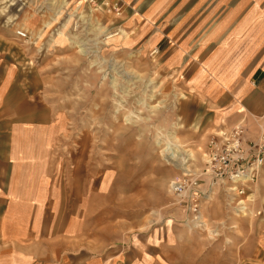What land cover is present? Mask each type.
<instances>
[{"label":"rangeland","instance_id":"1","mask_svg":"<svg viewBox=\"0 0 264 264\" xmlns=\"http://www.w3.org/2000/svg\"><path fill=\"white\" fill-rule=\"evenodd\" d=\"M198 2L157 1L143 17L127 2L0 0V56L37 74L60 122L48 166L77 193L86 184L88 239L111 264H241L262 222L256 187L245 215L214 187L202 227L172 188L184 172L199 176L219 121L203 91L222 65L206 68L205 37L239 5L228 25L248 10L250 31L264 21V0Z\"/></svg>","mask_w":264,"mask_h":264},{"label":"crops","instance_id":"2","mask_svg":"<svg viewBox=\"0 0 264 264\" xmlns=\"http://www.w3.org/2000/svg\"><path fill=\"white\" fill-rule=\"evenodd\" d=\"M107 1L127 2L135 14L147 17L157 1L175 9L170 2L182 8L192 0ZM198 1L192 9H199ZM240 6L227 11V23L212 35L220 20L204 39L206 47L213 44L205 56L206 68L222 67L203 93L213 103L217 129L242 121L253 135L257 124H264V21L250 31L253 13L248 10L228 25ZM233 49L237 51L230 56ZM36 75L9 68L7 56H0V264H111L96 255L88 239L86 184L84 192L77 193L60 180L64 172L48 166L60 122ZM255 187L262 222L250 239V249L241 251V264H264V165Z\"/></svg>","mask_w":264,"mask_h":264},{"label":"built area","instance_id":"3","mask_svg":"<svg viewBox=\"0 0 264 264\" xmlns=\"http://www.w3.org/2000/svg\"><path fill=\"white\" fill-rule=\"evenodd\" d=\"M17 35L27 36L24 31H17ZM202 154L199 176L184 172L172 183L178 196H187L184 207L191 212L192 221L199 220L209 188H222L233 208L246 209L264 165V124L258 123L253 135L248 134L242 121L219 128L208 137ZM201 177L208 183L207 190L200 187Z\"/></svg>","mask_w":264,"mask_h":264},{"label":"bare ground","instance_id":"4","mask_svg":"<svg viewBox=\"0 0 264 264\" xmlns=\"http://www.w3.org/2000/svg\"><path fill=\"white\" fill-rule=\"evenodd\" d=\"M175 152H176L177 154H179V151L177 150V148H176ZM187 159H189V158H187ZM182 160H183V159H182ZM184 160H185V159H184ZM213 193H214L213 188H209V190L207 191V193H206V195H205V198H207L208 200H211V199H212V195H213ZM249 199H251V197H250ZM234 210H235L236 213L242 214V213H244V210H245V209H240V210H238V209L234 208ZM193 222H194V221H193ZM194 224L197 225V226H201V227H202V226H205V222H204V220H203L202 214H201V216L199 217V220L195 219Z\"/></svg>","mask_w":264,"mask_h":264}]
</instances>
